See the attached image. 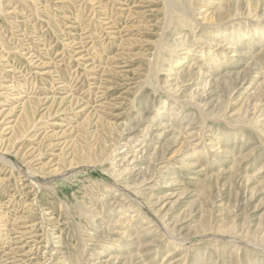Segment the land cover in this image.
<instances>
[{"label": "rangeland", "instance_id": "obj_1", "mask_svg": "<svg viewBox=\"0 0 264 264\" xmlns=\"http://www.w3.org/2000/svg\"><path fill=\"white\" fill-rule=\"evenodd\" d=\"M0 264H264V0H0Z\"/></svg>", "mask_w": 264, "mask_h": 264}]
</instances>
